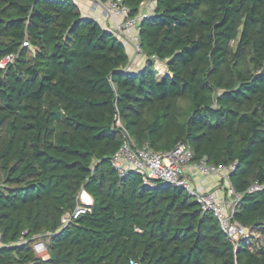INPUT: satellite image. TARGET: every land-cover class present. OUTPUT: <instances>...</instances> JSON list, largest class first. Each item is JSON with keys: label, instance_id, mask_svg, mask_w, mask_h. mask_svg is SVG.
Segmentation results:
<instances>
[{"label": "trees", "instance_id": "1", "mask_svg": "<svg viewBox=\"0 0 264 264\" xmlns=\"http://www.w3.org/2000/svg\"><path fill=\"white\" fill-rule=\"evenodd\" d=\"M152 1L135 72L74 0H0V62L16 55L0 68V264H264V188L248 192L264 186V0L123 3L136 17ZM118 119L139 147L236 163L235 218L254 237L235 247L186 190L120 177Z\"/></svg>", "mask_w": 264, "mask_h": 264}, {"label": "built area", "instance_id": "2", "mask_svg": "<svg viewBox=\"0 0 264 264\" xmlns=\"http://www.w3.org/2000/svg\"><path fill=\"white\" fill-rule=\"evenodd\" d=\"M93 7L102 9L106 20L112 23V31L120 38L125 46L132 45L136 57L142 55V47L139 38V26L149 17L155 9V1L145 4L141 13L136 17L130 16V9L123 0H92ZM135 37H131L132 34ZM24 47L30 46L26 40ZM16 55H10L0 62V68L5 69L9 63H14ZM117 126L123 130V143L120 149L112 157V165L120 177H125L129 171H137L143 175V181L147 185L155 186L157 182L164 186L182 188L194 198L204 212L213 214L219 221L220 226L227 237L235 243L241 239L252 238L254 235L243 226L235 215L241 199L240 194L230 183V177L236 170L237 164L218 166L210 163L205 157L194 162L195 152L191 145L180 142L169 152L155 151L148 144L139 147L132 135L117 120ZM191 169V170H189ZM209 177H217L221 182L228 185L225 193L218 195L213 190H206L200 182H205ZM198 178V179H197ZM263 185L255 183L248 190L249 193L260 191ZM83 212L82 209L77 214ZM47 235L35 236L32 240V249L37 256L46 257L48 254ZM29 243L25 237L16 244L26 245ZM2 244L0 241V248ZM130 264H139L131 261Z\"/></svg>", "mask_w": 264, "mask_h": 264}, {"label": "crops", "instance_id": "3", "mask_svg": "<svg viewBox=\"0 0 264 264\" xmlns=\"http://www.w3.org/2000/svg\"><path fill=\"white\" fill-rule=\"evenodd\" d=\"M74 2L79 6L84 17L92 18L97 20L100 25L107 29L112 30V23L105 19L102 9L93 7L92 0H74ZM143 9V8H142ZM130 57V63L128 65L130 71H139L146 66V62L143 63V60L136 59L134 53V47L132 45L125 46ZM145 60V59H144ZM191 170V169H189ZM198 179V178H197ZM206 190H213L218 195L225 193V188L227 187L226 182H221L217 177H209L205 182H200ZM86 194H88L86 192ZM90 199H84V203H91L92 198L89 195Z\"/></svg>", "mask_w": 264, "mask_h": 264}, {"label": "rangeland", "instance_id": "4", "mask_svg": "<svg viewBox=\"0 0 264 264\" xmlns=\"http://www.w3.org/2000/svg\"><path fill=\"white\" fill-rule=\"evenodd\" d=\"M131 37L133 38V37H135V34L133 33L132 35H131ZM136 59H139V60H143V63H145V60H144V57H143V55L141 56H138V57H136ZM157 68H158V66H157ZM85 193V192H84ZM84 193H81V202L84 204V205H90L91 203H84L83 202V195H84Z\"/></svg>", "mask_w": 264, "mask_h": 264}, {"label": "bare ground", "instance_id": "5", "mask_svg": "<svg viewBox=\"0 0 264 264\" xmlns=\"http://www.w3.org/2000/svg\"><path fill=\"white\" fill-rule=\"evenodd\" d=\"M83 193H84V192H83ZM83 198H84V199H87V200L90 199L89 194H86V192H85L84 195H83ZM84 199H83V201H84Z\"/></svg>", "mask_w": 264, "mask_h": 264}, {"label": "water", "instance_id": "6", "mask_svg": "<svg viewBox=\"0 0 264 264\" xmlns=\"http://www.w3.org/2000/svg\"><path fill=\"white\" fill-rule=\"evenodd\" d=\"M125 71H129V67H127V68L125 69Z\"/></svg>", "mask_w": 264, "mask_h": 264}]
</instances>
